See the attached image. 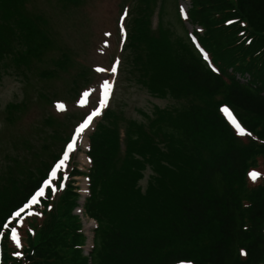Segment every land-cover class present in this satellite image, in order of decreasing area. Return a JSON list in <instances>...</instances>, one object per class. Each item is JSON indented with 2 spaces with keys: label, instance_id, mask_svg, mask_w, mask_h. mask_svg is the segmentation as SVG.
<instances>
[{
  "label": "trees",
  "instance_id": "trees-1",
  "mask_svg": "<svg viewBox=\"0 0 264 264\" xmlns=\"http://www.w3.org/2000/svg\"><path fill=\"white\" fill-rule=\"evenodd\" d=\"M188 1L182 15L180 0H53L81 32L76 49L60 38L56 12L41 0H0V70L35 93L41 109H51L40 124L42 145L20 136L11 144L16 154L4 157L0 264H264V0ZM124 10L120 49L117 19ZM186 22L201 29L194 37L209 64ZM101 47L109 67L120 61L119 76L122 69L126 81L176 105L153 106L143 121L108 108L88 136L87 172L71 159L55 191L47 189L30 213L7 223L68 141L76 116L57 113L54 103L76 101L97 78L87 59ZM62 75L71 80L56 87L53 80ZM235 75L250 80L244 85ZM42 81L50 83L48 91L36 92L34 83ZM220 106L231 109L245 136L225 122ZM29 111L28 97L8 104L5 125L15 128ZM77 177L88 179L83 216L97 224L88 256L74 214L81 200Z\"/></svg>",
  "mask_w": 264,
  "mask_h": 264
},
{
  "label": "rangeland",
  "instance_id": "rangeland-1",
  "mask_svg": "<svg viewBox=\"0 0 264 264\" xmlns=\"http://www.w3.org/2000/svg\"><path fill=\"white\" fill-rule=\"evenodd\" d=\"M53 0H41V6L46 9V11L56 12L55 14V23L56 29L60 33V38L67 43L69 46H72L76 49L78 48L79 38L81 32L70 25V23L66 20L65 16L60 15L54 8V4H52ZM105 1V0H104ZM110 10L112 11V17L115 16V5L114 3L109 4ZM181 8L185 11L188 8V4L181 3ZM95 11L90 10L86 12V18L89 23H93L95 19ZM156 20L154 19V24ZM114 23L113 18L110 19L109 24L110 27ZM90 28V25H87V29ZM188 32L192 31L190 26H186ZM111 30V28L107 29ZM112 31V30H111ZM180 33V31H179ZM99 54H97L94 50L88 56V65H103L106 66L104 62V55L106 54V47H101V49H97ZM107 67V66H106ZM74 73V72H72ZM73 75V74H72ZM108 76L111 77V74ZM71 77L68 75H62L57 79L53 80V83L56 87H60V85L64 82H69ZM115 76H112L108 84V99L107 105L110 102V107H113L116 110L122 111L128 119L143 121V113L150 114L153 106H156L160 109L170 108L176 105L174 102L167 100H158L150 97L147 92L140 89L133 83L126 81L124 73L122 72L120 76L117 78L116 88H114ZM98 80L93 81L92 85L96 84ZM99 83L94 85L91 91H88L87 95L89 99L85 96L82 100V107L76 109L74 102L70 101L71 99L67 97L66 103H63L65 107V112L70 111L69 113L74 114L77 117H81L85 113H89L92 111L99 98H102L100 95H104V87L99 89ZM49 82H37L34 83L35 91L47 92L50 87ZM91 85V86H92ZM101 92V93H100ZM51 93V92H50ZM28 97L30 99V111L24 117L23 123L16 126L15 128H9L5 125L2 113L5 107L8 104H17L23 102L24 99ZM72 102V103H69ZM93 108V109H92ZM54 109V108H53ZM92 109V110H91ZM90 110V111H89ZM89 111V112H88ZM48 112H51V109H41L38 106V102L36 101V94L32 91L26 89L25 85L15 76L11 74V72H5L4 70H0V170L5 165L4 157L7 155H15L16 151L11 147L12 142L15 138H19L22 136L25 140L30 142L35 148H38L42 145V139L44 137L43 127L40 126L43 118L48 115ZM51 114V113H50ZM75 119L70 121L71 126L75 124ZM78 124V123H77ZM92 128V127H91ZM91 128H89L79 139L77 143L76 151L73 153L74 161L76 166L78 167L80 172H85L89 167V163L85 158V148L83 142L86 144L87 135L90 132ZM71 130V129H70ZM69 130V133H70ZM56 148H54V152ZM18 153H22L21 150ZM76 185L79 188V192L83 193L86 189V181L82 178H76ZM145 181H142V186H144ZM82 222L84 223L87 229L89 227V223H87V219L84 216H81ZM86 251L87 247H86Z\"/></svg>",
  "mask_w": 264,
  "mask_h": 264
},
{
  "label": "snow or ice",
  "instance_id": "snow-or-ice-1",
  "mask_svg": "<svg viewBox=\"0 0 264 264\" xmlns=\"http://www.w3.org/2000/svg\"><path fill=\"white\" fill-rule=\"evenodd\" d=\"M181 13L183 15V9H181ZM228 23H232V21H229ZM205 59H207V57H205ZM97 71H100V69H97ZM113 71H115V68H113ZM212 71H216V69L213 67L212 68ZM104 87V91L105 93H107L108 91V84L107 82L104 83L103 85ZM87 95V93L85 94ZM101 103H103V101H101ZM57 109L58 110H62L63 109V105H57ZM221 111L225 113V115L228 116L229 118V121L230 123L232 124V126L235 128L236 132L238 135H245V132H244V129L241 128V126L232 118L231 114L228 112V109L227 108H221ZM99 114V110L98 109H94L92 111V113H90L89 115H87L85 117V119L76 127L75 129V133L78 135L85 127L88 126L89 122L92 120L93 116L95 115H98ZM72 139L74 140L75 139V136L72 137ZM73 150V143L72 142H69L66 146V150L64 151L63 153V158L59 160L58 163H56L52 168H51V171L50 173L48 174L51 178H55L56 175H57V169L62 167L65 163V161L68 159V153L71 152ZM250 177L252 178H255L257 173L255 172H252L249 174ZM44 185L47 186L49 184V180H44ZM44 192V188L41 187L39 189V191H37L35 193V195H33L31 197V199H29L27 201V203L24 205V209H27L29 206L33 205L35 202H36V199L38 196H40L42 193ZM13 215H17L16 213H13ZM11 238L13 240V242H15L17 244V247H19V242H18V239H17V233H16V230L13 229L12 232H11ZM241 255H245L244 251L241 250Z\"/></svg>",
  "mask_w": 264,
  "mask_h": 264
},
{
  "label": "bare ground",
  "instance_id": "bare-ground-1",
  "mask_svg": "<svg viewBox=\"0 0 264 264\" xmlns=\"http://www.w3.org/2000/svg\"><path fill=\"white\" fill-rule=\"evenodd\" d=\"M83 145H84V147H85V143L83 142ZM85 192V191H84Z\"/></svg>",
  "mask_w": 264,
  "mask_h": 264
}]
</instances>
